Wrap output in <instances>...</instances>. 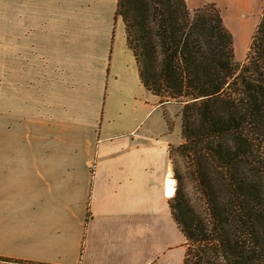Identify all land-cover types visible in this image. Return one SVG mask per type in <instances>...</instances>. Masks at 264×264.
I'll list each match as a JSON object with an SVG mask.
<instances>
[{"label": "crops", "instance_id": "crops-1", "mask_svg": "<svg viewBox=\"0 0 264 264\" xmlns=\"http://www.w3.org/2000/svg\"><path fill=\"white\" fill-rule=\"evenodd\" d=\"M186 1L221 10L235 57L245 40L243 59L264 0ZM117 6L0 0V258L11 260L0 264H183L184 236L165 190L173 144L143 131V120L98 106L103 74L107 89L121 81L116 21L136 79L152 93Z\"/></svg>", "mask_w": 264, "mask_h": 264}, {"label": "trees", "instance_id": "trees-1", "mask_svg": "<svg viewBox=\"0 0 264 264\" xmlns=\"http://www.w3.org/2000/svg\"><path fill=\"white\" fill-rule=\"evenodd\" d=\"M117 15L144 86L182 105L178 150L200 194L175 170L183 264H264V12L243 62L213 3L118 0Z\"/></svg>", "mask_w": 264, "mask_h": 264}, {"label": "rangeland", "instance_id": "rangeland-1", "mask_svg": "<svg viewBox=\"0 0 264 264\" xmlns=\"http://www.w3.org/2000/svg\"><path fill=\"white\" fill-rule=\"evenodd\" d=\"M210 4L212 3L208 5ZM119 17L122 18L121 16ZM114 29L115 34L112 46L114 67L119 70L117 74L121 81L110 85L107 89L106 74H103L102 87L98 90V106L101 110L106 105L105 111L122 113L131 118L136 117L138 122L143 120V131L157 133L158 138L161 135L163 140L173 144L170 146L169 152L173 165V178L176 181L175 188L177 190L179 187V181L175 175V170H178L184 177L183 182L187 188V194L195 202L200 194L189 171V160L187 157H183L178 150V146L183 142L182 105L170 102L165 103L163 107L159 105L157 97L147 92L138 83L136 79V63H134L132 55L126 48L124 26L120 21H116ZM244 43V39L238 40L237 56L235 58L243 55ZM246 54L238 62H243ZM107 96L108 101L105 103Z\"/></svg>", "mask_w": 264, "mask_h": 264}, {"label": "bare ground", "instance_id": "bare-ground-1", "mask_svg": "<svg viewBox=\"0 0 264 264\" xmlns=\"http://www.w3.org/2000/svg\"><path fill=\"white\" fill-rule=\"evenodd\" d=\"M166 193L170 197H174L176 193V188H175V179L173 178L172 174H169L168 177L166 178Z\"/></svg>", "mask_w": 264, "mask_h": 264}]
</instances>
